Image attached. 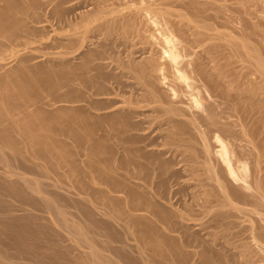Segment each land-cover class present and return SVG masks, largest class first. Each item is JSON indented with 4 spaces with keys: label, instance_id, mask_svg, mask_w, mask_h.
<instances>
[{
    "label": "bare ground",
    "instance_id": "bare-ground-1",
    "mask_svg": "<svg viewBox=\"0 0 264 264\" xmlns=\"http://www.w3.org/2000/svg\"><path fill=\"white\" fill-rule=\"evenodd\" d=\"M49 1L48 3L53 4L51 0ZM67 1H61V3H68ZM71 1H77L76 3L79 5H84L86 10L79 12V14L72 10L73 13L78 14H75L77 15L76 23L72 21L68 23V18L65 19L66 15L70 13L61 14L62 9H58L60 15L56 11L57 20H60V22L65 20L68 27L72 26V32H70L72 34L68 32L69 35H66L67 39L65 37L64 44L60 42L61 47L58 45L60 47V51H57L58 58H60L58 60L66 61V56L71 53V50L74 54L73 49H82L88 41L95 39L93 37L97 33L101 45L100 47L96 45L99 47H97L98 49L102 48L103 51L100 49L97 55L95 51L85 56V59L83 57L85 61L82 67L87 71L88 66L94 65L95 61L99 60L100 63L103 60L109 62L107 67L111 66V71L107 73L103 71V67L105 70L108 69L106 65L99 63L100 65L93 67L96 74L93 80L89 81L88 86L95 87L94 95L96 97L111 94L121 97V100L116 103L112 101L115 103L111 105L114 112L110 116L113 118L110 117V120H108L115 122L112 124H115L117 129L115 127L111 129L112 126L108 128L111 131L116 129L114 131L116 135L114 132H112L114 135L110 132L111 134L108 137L109 141L112 142L108 146L95 144V154L98 157L101 154L102 156H100L105 159L98 158L99 160L103 159L101 162L95 159L98 160L97 166H92V168L91 165L87 164L85 165L87 170L83 168L84 173H82L81 168H79L78 173L77 164H74L75 160L73 161V158L71 160V152L69 154L64 152L62 150L64 147L60 149L59 142L61 141L53 138L54 135L51 136L48 133L49 131L52 133L51 129L55 128L52 127L54 124L49 125L50 130L47 128L49 126H44V129L47 128L48 132L42 130L48 134L41 132V138H39L31 132L32 129L38 130V126L35 129L33 127L29 128L31 125L27 126L29 123L26 124L27 122L24 123L23 121L24 118L28 122L29 118H39L37 120L40 122L47 118V116L44 117L46 115L43 114L44 112L42 114L37 113V108L34 111L36 115L31 111L35 109L33 108L35 104L45 103L46 96L53 98L54 95H51L54 92L52 93V91L60 90L58 88L60 86H57L59 82L56 85L54 84V86H57L55 90L48 89L51 94L46 96L43 95L45 93L41 90L45 84H39L42 86L41 88L38 86L39 89L36 91L38 93L35 94L34 90V92L29 90L31 84H24L30 86L29 88L24 86L26 87L24 88L19 82L17 84V88H19V91H16L17 94L15 92L13 96L11 92L9 93V96L14 97V101L12 97L7 98L8 94L5 95L6 97L3 96V99L0 98V264H194L192 260L194 251L192 250L193 252L190 253L191 251L188 252L187 250L197 249L198 246H204V249L207 247L211 250V247H216L215 244L219 243L217 242L219 240L224 241L225 248L229 247L227 249L230 251L227 253L229 254L232 251L234 256L231 255L230 258L227 255H220L219 252L224 248L221 247L223 246L221 244V249H218L220 248L218 247L219 243L218 248H216L220 250L218 254L212 252L217 255L216 257L213 254L212 257L210 252L207 255H211V259L205 260L204 256L206 255L201 253L204 255L201 257L207 261L205 264H231L230 262L234 264L237 259H240L239 262L243 264L251 263V259H255L254 256H257L254 253L255 255L251 258L252 255L249 254L251 252L249 249L253 247L251 245L255 243L261 247L260 250L264 251V231L262 232V228L264 230V224H262V222L264 223V174L262 173L264 171V147L262 145L264 142L262 133L264 131H259V125L255 126L260 121L259 119V121L256 119L258 122H255V120L249 122L250 118H262L261 124L264 121V45H262L264 29L259 28V30L258 27L260 26L256 25V27L254 22L250 21L253 25L250 23H248L250 24L248 27L245 25L248 28L247 31H249L248 35L250 37L244 36L247 31L244 32L245 34L242 33L243 31L241 32L240 29L245 31L244 26L237 28L236 24L234 26L240 32L233 30L235 27L232 29L229 26L227 17L225 18L227 21L223 20L225 16L221 17L225 11L226 13L227 10L230 12L228 6L225 5V0ZM228 1L233 4L234 9L230 7L231 10H235L236 14L244 15L245 10H249L246 9L248 5L258 0ZM0 4L3 5H0V69L2 70L6 59L16 54L12 53L14 48H34L35 44L39 45L37 42H47V40H51L52 36L51 38L47 36L46 28V31L42 29L46 32L43 33L44 31L30 25L35 22L41 24L37 17L40 14L37 13L39 11L43 12V9L46 8L47 4L45 5L44 0H0ZM60 4H58V7ZM233 11L232 13H234ZM51 12L52 10H50L49 15ZM251 13H254V11ZM42 14L44 16V12L41 13V16ZM239 14L238 16L243 17ZM257 14L255 15L257 16ZM41 16L39 18L43 17ZM254 17L252 18L255 19ZM262 19H259L258 16V21ZM249 20L248 18V22ZM63 23L65 24V22ZM243 23L247 24L244 20ZM54 26H56L55 22ZM229 27L230 31H221L226 28L229 30ZM257 35L261 38H257L260 39L259 48L249 42L252 36L256 37ZM38 38L39 40H37ZM254 39L256 38L250 41ZM95 40L98 41L97 38ZM256 40L253 42L256 43ZM257 43H259V40H257ZM49 46L51 45L49 44ZM118 46L124 48L130 46V51L125 53L126 55L123 57L124 60L118 54L116 55L118 53L116 47ZM113 49L117 50L115 54H113ZM110 51L112 52L110 53ZM111 55L116 56L112 57ZM19 58L23 57L19 56ZM62 61L60 62L62 63ZM92 61L94 63H91ZM21 63L24 64V62ZM67 65L63 64L65 68H68ZM26 66L22 65L23 68L21 67L20 70L16 71L18 74H25L21 77L24 79L21 80L26 82L32 80L33 75L38 74V72H47L41 75H43L42 77L46 75L50 80L59 77L60 72L56 77L53 75L56 74V71H53V73V69H51L49 72L42 66L40 68L38 66L39 69L35 68L38 69V72L33 71L34 69L31 67L33 73L30 74V70ZM62 69L64 70V68ZM70 71L68 70V72ZM89 71H91V68H89ZM70 74L68 76L71 77L72 74ZM60 75V78H67V76ZM253 75L256 79L253 78ZM40 78L37 80L38 82ZM47 78L46 80H48ZM84 78L86 80V77ZM14 79L15 82L19 80L15 76ZM85 80L82 79L83 84L84 82L87 84L88 81ZM8 81L11 82L7 76L0 79L1 87L2 84L7 86ZM35 81L34 84L37 82ZM70 81L68 82L70 83ZM73 82L71 81V84ZM108 84L111 85V88ZM4 86L3 89L0 87L3 93ZM9 86L12 87L13 85L7 87ZM47 87L45 88L47 89ZM8 90L7 92H9ZM2 91H0V97ZM59 92L58 94H60ZM68 92V95L71 96L70 91ZM71 93L73 92L71 91ZM55 96V99L51 101L52 103H69L66 95H58L57 98ZM5 98L7 100L12 99V101H7ZM209 99H213L214 102L209 103ZM70 102L72 103L71 100ZM95 103L97 104V101ZM96 104L90 105L92 106L91 109L95 108L93 106H96ZM105 106L107 107V105ZM95 109L98 110V107ZM77 110L79 111V108H76ZM70 111H68V114ZM63 112L62 110L60 114ZM51 113L49 114L51 115ZM80 113H76V115L79 116ZM39 114L43 115L44 118L42 119ZM54 114L52 115L54 116ZM86 115H90L91 118L89 112L85 114V117ZM56 117L60 118V116H54V119ZM226 117L227 119H235L237 123L235 124L233 120L235 124L233 125L239 126L240 129H237L236 132L233 131V125H230L227 119L224 121ZM73 118L75 119V117ZM221 120L224 122H221ZM53 121L55 122V120ZM53 121L49 122L52 123ZM64 121L68 122V119ZM79 121H82V119ZM79 121L77 120V123ZM34 122L35 125L44 123L40 126V128H43L46 121L38 124ZM56 122L58 123V121ZM86 122L84 124H87ZM101 122L99 125L104 124L103 121ZM57 123H55L56 126ZM73 124L75 123L71 124V128H73ZM79 125L81 126L80 123ZM59 127L64 129L60 124ZM97 127L98 125L94 129H97ZM40 128L39 130H41ZM88 128L87 132H89ZM79 129L80 132L81 128L79 127ZM39 130L35 131L40 134ZM60 131L63 130L60 129ZM73 131L70 130V132ZM151 131L153 133L157 131L158 141L155 138L154 141L150 140L149 142L151 137L148 134ZM59 134L57 135L59 136ZM125 134H127L125 141L121 140ZM42 135H50L53 139L51 141L50 136L47 138V136L43 137ZM71 135L77 136L74 133ZM120 135L122 138L119 137ZM105 137L101 140H105ZM116 137L118 140H116ZM58 138L60 139V137ZM76 139L78 140V138ZM114 139L116 142L121 141L123 144L126 143L132 147L134 145V147L130 148L127 145L129 149L125 146L122 148L121 143L113 142ZM228 139L231 142L228 143ZM54 140H58V142ZM238 142H245L247 145L244 146L247 147L244 148L249 147L250 149H247L249 152L243 150L246 153L243 154L242 151H239L244 149L243 146L237 150L236 144ZM65 144L63 142L62 145ZM214 144L218 145V149H215ZM67 145L66 148L70 147H67ZM78 145L79 143L77 148ZM59 149L62 151H59ZM122 149L124 150L120 151ZM124 151H127V153ZM61 152L66 153V155ZM121 152L126 154L121 156ZM102 153H105L106 157ZM167 154H170L168 159L164 158ZM244 159L250 161L251 172L247 169L249 161L247 160L248 162L244 163L246 162V160L243 161ZM178 164L185 167L188 178L180 176V171L176 170V172L174 170V167ZM22 166H26V170L27 168L28 170H34L33 172L37 170V173H39H31V170L30 172L26 171ZM47 170L49 173H47ZM247 171L248 174L251 173V181H247L249 180ZM78 174H81V176ZM182 178L185 179L181 181ZM97 183L107 186L110 193L123 195V199L116 196L117 198L108 200L111 201L110 205H114L113 209L112 206H105L104 204H107L105 201L104 204L100 203V199L98 202L95 198L98 194L103 195L104 190L96 193L97 196L95 197L97 191H95L94 185ZM239 183L244 184L252 192L248 191L243 185L248 193L244 194L245 192H243L242 194L240 191L244 188L240 189ZM177 185L178 187L174 189ZM101 195L97 198L103 197ZM60 197H67V200L63 198L62 201ZM104 197L106 198V196ZM68 198L69 202L73 198V200L77 199L78 202H82L84 206L82 203H78L80 204L78 208L83 206L85 209L80 211L83 216H86L87 213L90 218L81 219V216L77 214L80 213L78 208L76 209L78 212L74 214L75 211L74 216L71 215L72 212L69 213V210H67L69 207L65 204ZM116 199H119L118 203L120 204L115 203L117 202ZM77 200L73 201L72 204L77 206ZM74 205H72L73 208H76ZM119 205L122 209L119 208ZM244 206L249 207L247 209ZM241 215L243 217H240ZM246 215L250 216V220L246 217L250 222L249 228H246L249 229L252 240L248 236L246 238L249 239H247L249 241L247 242L248 245L250 241L254 242L253 244L250 243L251 247H248L244 243L245 241H238V239L239 243L242 242L247 246L242 243L236 244V239L234 238L235 241L232 239L234 236L230 237L232 241L229 238V230L231 232L236 230L237 232L242 229L238 228L237 220L239 218L246 219L244 218ZM251 215L260 218V221L257 222H261L263 227L261 225V228L257 227L259 225L255 226L252 223L255 217ZM18 216V221L21 220V224L23 221L24 224L22 225L25 229H22L23 226L21 227L19 224L18 227H21L19 228L21 230H19L16 227L18 223L16 222V225L13 223ZM252 217L254 218L251 222ZM248 221H244V223L247 224ZM254 221L256 222V220ZM103 226L104 229L111 230V233L108 229L106 230L110 233H107L108 236L106 234L103 236L104 233L102 232L105 231ZM243 230L246 229L243 227L240 232ZM231 235H234V233H231ZM235 235L238 236V234ZM97 240L108 249L98 247ZM101 249H106L104 252L109 254L105 255ZM201 250L203 251L202 248ZM205 251L208 253L207 249ZM263 256L261 254L259 258ZM198 259L199 257L196 258V261ZM231 259H234V261ZM255 260L257 261V259ZM263 261L261 262L263 263ZM239 262L237 260V264Z\"/></svg>",
    "mask_w": 264,
    "mask_h": 264
},
{
    "label": "rangeland",
    "instance_id": "rangeland-1",
    "mask_svg": "<svg viewBox=\"0 0 264 264\" xmlns=\"http://www.w3.org/2000/svg\"><path fill=\"white\" fill-rule=\"evenodd\" d=\"M44 1H45V5H46V4H47V6L50 5V6H48V8H47V6H46L47 9H46V8L43 9L44 16H43V14H42V16L44 17V19H43V17L41 16V13H43V12H40V11H39L37 14H40V15H37V17H38V19H39V21H40L41 24H39V23L37 22V24H38V25H37L36 22H35V23H33V24H30V25L33 26L34 28L38 29V30H41V31H44L45 28H46L47 31H46V30H45V31H46L47 33H46L45 31H44L43 33H46L47 36H50V38H51V36H52V38H51L52 41H51V40H49V41L47 40V42H46V41H43L42 43H41V42H37V44H39V45H36V44H35L36 47L34 46V48L32 47V48H30V49H25V48H23V47H19V48H14V49L12 50V53H14V54L16 53V54H15V55H11V56H9V57L6 59V61L4 62V69H2V70L0 69V79L4 78V77H6V76L9 77V80H10L11 82L8 81L7 84H8V85H13V86H12V87H11V86L7 87L8 85H7V86H6V85L4 86V85L2 84V87L4 86V93H3L2 90H0V91H2V93H1L2 96H1L0 98H2L3 96L6 97V96H5L6 94H8L7 98H8V97L11 98L12 96H9V93H10V92H11V93L13 94V96H14V95H15V92L19 89V88H17V84H19V82H21L20 84L23 85V87H24V86L28 87V85L31 84V89L29 88L30 86H29L28 88H29L30 91H33V90H34L35 92H34V91H33V92H34L35 94L38 93V92H36V91H38L37 89L41 88V86L45 84L44 86H42V89H41L42 91H44L43 93H45V94L41 93V94H43L44 96H46L47 94H49V95L51 94V92L49 93V90H50V89H51V90H55V88H57V86H60V87H58V88H60V90H59L60 92L57 91L58 89H56L55 91H52V93L54 92V94H52L51 96H53V95L55 96V95H56L55 97L57 98L58 95H59V96H61V95H66V96L68 97V101H69L70 104L67 103V102H66L67 104H66L65 102H62V103L59 102V103L54 104V103L51 102L53 99H55L54 96H53V98H51V97H49V96H46V101H47V102H46L45 100H44V102L47 103L48 105H46L45 103H43L44 105H43L42 103H40L41 105H40V104H39V105H36V104H35V106L33 107V108H35V109H32L33 111H31V112L34 113V111H35L36 108H37V109H38V110L36 111L37 113H41V114H42V112H44L43 114H46V115H44V117L47 116V118H44L43 115L39 114L40 117L42 116V119L44 118V120H41L40 122H42V121H43V122L46 121V122H45V125H43V128H40V126H41L42 124H44V123H42L41 125L38 124V123H40V122L38 121L39 118H34V119L29 118L30 120H33V121H30V120H29V122H28V121H25L26 118H24L25 120H23V121H24V123L27 122L26 124L29 123L27 126H30V125H31L29 128L33 127V128L35 129V127L37 128V126H38V130H39V128L41 129V130H39V131H40V134L36 132V131H38L37 129H35L36 131L33 130V129H32V131H31V129H30V131H31L32 133H35V134H34L35 137H39V138H41V132H43V134H48V133H50L51 136L54 135L55 137L53 136V138H55V139L57 138L59 141H61V142H59L60 145H61V146H60V149H61V147H64V148H62V150H64V152H66V153H68V154L71 152V153H70V156H72V157H71V160H72V158H73V161L75 160V161H74V164L76 163V164H77L76 167H78V168H76L75 165H73V166L78 170V173H79V171H80L79 168H81V172L84 173V172L82 171V169H83V168H86V170H87V166L85 167V165L88 164V165H91V167H92V166L95 167V166H97L96 164H98V160H99L98 158H103V159H105L104 157H101V156H102L101 154H100L101 156L99 155V157H98V155L95 154V153H96L95 150H94V149H95V144L98 143L97 145H102V146H104V145H105V146H106V145L108 146L109 144H111L112 141H109V137H108V136H110V134H111L112 132H114V131L117 129V128H116L117 126H116L115 124H112V123H115V122L108 121V120H110L109 118L112 117V116H110V115L114 112V110H113V108L111 107V105H112V104H115L116 102H118L119 100H121V97H116V96H114L113 94H111V95H99L98 97H96V95H94V93H95V87L88 86L89 81H90V80H93V78H94V76H95V74H96V72H95L96 70H94V68H95L94 66H96V65L98 66V65H100V64H101V65L103 64V65H106V67H107V65H108V63H109L108 61H104V60L101 61V63H100V61L98 60L99 62H98V61H95V63H96V64H95V63L92 61L91 63H94V65L92 64V65H89V66H88V70H89V68H91V71H89V72H88V70L86 71V70L83 69V67H82V65L84 64V61H85L84 59L86 58L85 56H87L88 54H90V53H92V52L94 53L95 51H96L95 54L97 55V53H99L100 49L102 50V48L98 49V48L100 47L101 43H100V41L98 40V39H99V36H97V33H96V32H95L96 34L94 35L95 37H93V38H95V39L97 38L98 41H96L95 39H94L95 41L91 39L92 43H91V41H88V42L86 43V45H84L85 48L83 47V48L80 49V50H75L76 48L73 49V50L75 51L74 54H73V51L71 50V53H70L68 56H66V61H64V62H66V63H64L62 60H58V59H60V58H58V55H57L58 52H57V51H60V47H61L59 44H60V42H61L62 44H64L63 42L65 41L64 39H65L66 35H69L68 32H69V33L72 32V29H71L72 26H71V27H70V26L68 27V23L71 22V21L74 22V23H76L75 21H77L76 18H77V15L79 14V12H81V11H85V10H86L85 7H84V5H82V4L79 5L78 3H76L77 1H71V0H68V1L65 0V1H67L68 3H66V2L63 3V2H62V3L65 4V5H63V4L61 3V1H64V0H59V1H58V0H57V1L54 0L55 2L51 0V2H53V4L48 3V2H50L49 0H48V1H47V0H44ZM262 1H263V4H262ZM58 2H59V3H58ZM71 2H72V3H71ZM228 2H229V3H228ZM255 2H256L257 4H256ZM22 3H23V2H22ZM22 3H21V4H22ZM56 3H57V4H56ZM60 3H61V4H60ZM70 3H71V4H70ZM75 3H76V5H75ZM226 3H227V4H230L231 1H228V0L226 1V0H225V5L228 6L229 11H230L231 13L228 12V10H227V13H226V11H225V12L223 13L224 15L222 14L221 17H224V16H225V17L223 18V20H225V21L228 20V22H229V26H230L232 29H233V28L236 26V24H237V26H236L237 28H240V27H243V26H244L245 31H244L243 29H240V30H241V32L243 31L242 33H244V32L246 33V31L248 30V28H246L245 25H246L247 27H248V25H250V24L253 25V23H250V21H251V22H254V26H256V25H257V26H260V27H258V29H259V28H260V29H264V24H263V23H264V19H262V18H264V0L254 1V2H252L251 4H249L248 7H247L246 9H249L250 11H249V10H245L246 13L243 12L244 15L238 13L239 15H243V17H242V16H238V14L235 13V12H236L235 10H234V11L231 10V8L234 9L233 6H232L233 4H230V5H231V6H230V5H227ZM232 3H233V2H232ZM58 4H60L59 7H58ZM258 4H259V5H258ZM261 4H262V5H261ZM0 5H1V4H0ZM25 5H26V4H25ZM53 5H54V6H53ZM62 5H63V6H62ZM77 5H78V6H77ZM81 5H82V6H81ZM252 5H253V6H252ZM1 6H3V5H1ZM23 6H24V3H23ZM257 6H258V7H257ZM259 6H260V7H259ZM61 7H62V8H61ZM71 7H72V8H71ZM75 7H76V8H75ZM79 7H80V8H79ZM82 7H83V8H82ZM230 7H231V8H230ZM234 7H235V6H234ZM249 7H250V8H249ZM251 7H252V8H251ZM255 7H257V8H255ZM262 7H263V8H262ZM63 8H64V10H66V11H64ZM65 8H67V9H65ZM73 8H74V9H73ZM55 9H56V10H55ZM58 9H59V10L62 9V10L60 11V12H62L61 14H63V13H70V14H67L66 17H65L66 20H67V18H68V20H67L68 23L63 19V20H64L63 22H65L66 25H65L63 22H60V20H57V18H58V17H57V16H58V15H57V12H58L57 10H58ZM70 9H71V10H70ZM252 9H254V10H252ZM256 9H257V10H256ZM50 10H52V12L50 13V15H51V14H52V15L54 14L53 16L51 15V17H50V15H49ZM69 10H70V11H69ZM72 10H73V11L75 10L78 14H77L76 12L73 13ZM251 10L254 11V13H251V12H252ZM259 10H260V11H259ZM48 11H49V12H48ZM56 11H57V12H56ZM63 11H64V12H63ZM68 11H69V12H68ZM232 11H233L234 13H232ZM60 12H58V14H60ZM55 13H56L57 16H55ZM257 13H258V14H257ZM61 14H60V15H61ZM75 14H77V15H75ZM226 14H227V16H226ZM230 14H231V15H230ZM250 14H251V15H250ZM252 14H253V15H252ZM255 14H257V16H256ZM64 15H65V14H64ZM68 15H69V16H68ZM228 15H229L230 17H229ZM233 15H234V16H233ZM247 15H248V16H247ZM40 16H41L42 18H39ZM54 16H55V17H54ZM231 16H232V18H231ZM244 16H246V17H244ZM254 16H255V17H254ZM258 16H259V19H262V20H259V21H258ZM46 17H47V18H46ZM52 17H53V18H52ZM72 17H73L75 20H74ZM226 17H227V18H226ZM228 17H229V18H228ZM233 17H235V18H233ZM247 17L250 19L249 22H248V18H247ZM250 17H251V18H250ZM252 17H254L255 19H253ZM50 18H51V19H50ZM55 18H56V19H55ZM225 18H226L227 20H226ZM237 18H238V19H237ZM38 19H36V21H38ZM231 19H232V21H231ZM234 19H235L236 21H235ZM239 19H240V20H239ZM41 20H42V22H41ZM44 20H45V21H44ZM237 20H238V21H237ZM243 20H244V22H247V24H244V23H243ZM256 20H257V21H256ZM43 21H44V22H43ZM57 21H59V22H57ZM230 21H231V23H230ZM233 21H234V22H233ZM240 21H242V22H240ZM45 22H47V23H45ZM54 22H55V25H56V26H54ZM238 22H239V23H238ZM255 22H257V23H255ZM58 23H59V24H58ZM240 23H242V24H240ZM248 23H250V24H248ZM34 24H35V25H34ZM57 24H58V25H57ZM238 24H240V25H238ZM258 24H259V25H258ZM60 25H61V26H60ZM234 25H235V26H234ZM261 25H262V27H261ZM63 26H64V27H63ZM232 26H233V27H232ZM257 26H256V27H257ZM60 27L62 28L63 31L61 30ZM66 27H68V28H66ZM230 27H229V30H227V28H226V29H222L221 31H225V30H226V31H230ZM236 27H235V28H236ZM51 28L53 29V31H56V32H53ZM56 28H57V30H56ZM235 28H234L233 30H236V32H240L239 29L237 30V28H236V29H235ZM42 29H44V30H42ZM59 29H60V30H59ZM65 29H66V30H65ZM68 29H70L71 31H69ZM260 29H259V30H260ZM58 30H59V31H58ZM66 31H67V32H66ZM262 31H263V30H262ZM58 32H60V33H58ZM61 32H62V33H61ZM245 33H244V34H245ZM262 33H263V32H262ZM57 34H59V35H57ZM70 34H72V33H70ZM239 34H240V33H239ZM248 34H249V31H247L246 35H244V36H249ZM263 34H264V33H263ZM64 35H65V36H64ZM259 35H260V34H259ZM257 36H258V35H257ZM257 36H256V37H255V36H252V37L250 38V40H252L253 38H256V39H257V38H260V36H258V37H257ZM54 37H56V38H54ZM249 37H250V36H249ZM249 37H248V38H249ZM60 38H61V39H60ZM55 39H56V41H55ZM66 39H67V37H66ZM256 39H254V40H256ZM260 39H261V38H260ZM260 39H257V40H259V43H257V40L255 41L256 43L253 42L254 40H253V41H250V40H249V42H250V43L252 42V44H253L254 46H257V47L259 48V46H260ZM37 40H39V38H38ZM58 40H59V41H58ZM57 41H58V43H57ZM93 41H94V42H93ZM51 42H52L53 44H52ZM262 42H263V44H262V43H261V44L264 45V41H262ZM40 43H41L43 46H42ZM55 43H56V44H55ZM90 43L92 44V46H90V45H91ZM49 44H50L51 46H49ZM62 44H61V45H62ZM96 44H97L99 47H98ZM258 44H259V46H258ZM40 45H41V46H40ZM44 45H45V46H44ZM53 45H54V46H53ZM58 45H59L60 47H59ZM262 45H261V46H262ZM39 46H40V47H39ZM46 46H47V47H46ZM62 46H63V45H62ZM57 47H58V48H57ZM97 47H98V48H97ZM122 47H123V46H122ZM122 47H121V46L116 47V48L118 49V51L116 50L118 53H116V51L114 50V49H116L115 47H114V49H113V50L115 51V52L113 51V54H115V53H116V55L118 54V56H119L121 59H123V57H125V55H126L125 53H128V51H130V46H129V47L127 46L126 48H124V47L122 48ZM35 48H36V50H35ZM55 48H56V49H55ZM92 48H95L96 50H95V49H92ZM128 48H129V49H128ZM131 48H132V47H131ZM122 49H123V50L126 49V50L123 51ZM91 50H92V51H91ZM97 50H98V52H97ZM16 51H19V52H16ZM77 51H78V52H77ZM90 51H91V52H90ZM102 51H103V50H102ZM121 51H122V54H121ZM125 51H127V52H125ZM87 52H89V53H87ZM111 52H112V51H110V53H111ZM108 53H109V52H108ZM110 53H109V54H110ZM119 53H120V54H119ZM72 54H73V55H72ZM123 54H124V55H123ZM70 55H71V56H70ZM96 55H95V56H96ZM116 55H111V56L113 57V56H116ZM138 55H140V54H138ZM19 56H20V57L22 56L23 58H19ZM83 57H84V59H83ZM67 58H68V59H67ZM95 58H96V57H95ZM124 59H125V58H124ZM124 59H123V60H124ZM25 60H26V61H25ZM60 61H62V63H61ZM67 61H68V62H67ZM21 62H24V64L21 63ZM81 63H82V64H81ZM99 63H100V64H99ZM63 64H64V65L68 64V65H67L68 68H65V66H63ZM22 65H24V67L27 65L26 67L29 68V70H30V74L33 73L31 70L34 69L33 71L38 72V69L40 68V66H42V67L45 68V70H47V71H49V72L51 71V69H53L52 72H53V71H54V72L56 71V74L53 72V73H54L53 75H55V76L60 72V73L58 74L59 77H58V78H54V77H53L54 79H51V80H50V79H48V78L46 77V75H45L44 77H42L43 75H41V74H43V73H45V72H43V73H42V72H41V73L38 72V74L40 73V75H38V74H34L32 80H30L29 82H26V81H24V80H21V79H24V78H21V77H23L25 74H23V73H22V74H18V73L16 72L17 70H20V69H21ZM19 66H20V67H19ZM36 66H37V67H36ZM38 66H39V68H38ZM47 66H48V67H47ZM31 67H32L33 69H31ZM49 67H50V68H49ZM51 67H52V68H51ZM69 67H70L71 69H70ZM93 67H94V68H93ZM16 68H18V69H16ZM19 68H20V69H19ZM22 68H23V67H22ZM35 68H38V69H35ZM62 68H64V70H63ZM80 68H82V69H80ZM92 68H93V70H92ZM107 68H108V69H107ZM107 68H106L107 70H105V68L103 67V71L106 72V73L111 71V66H108ZM14 69H15V70H14ZM8 70H10L11 73H10V71H8ZM62 70H63V71H62ZM68 70H69V71L71 70V71L68 72ZM5 71H6V72H5ZM85 71H86V72H85ZM4 72H5V73H4ZM8 72H9V73H8ZM61 72H62V73H61ZM14 73H15V74H14ZM46 73H47V72H46ZM46 73H45V74H46ZM70 73L73 75V77H72V75H71ZM10 74H12V75H10ZM60 74H62V75H64V76H67L68 79L65 78L64 76H63L64 79H63V78H60V76H61ZM69 74L71 75L72 79H71L70 76H68ZM13 75H14L17 79H19V80L15 82V79H14V76H13ZM35 75H37V76H35ZM58 75H57V76H58ZM57 76H56V77H57ZM38 77H39V78L41 77L39 82L37 81V80H39ZM45 77H46L48 80H46ZM84 77H86V80H85ZM35 78H36V79H35ZM37 78H38V79H37ZM42 78H43V79H42ZM44 78H45V79H44ZM253 78H254V75H253ZM55 79H56V80H55ZM57 79H58V80H57ZM65 79H66V80H65ZM82 79H84L85 81H88L87 84H86V82H84V84H85V85H84L83 82H82ZM254 79H256V77H255ZM34 80H36V81L38 82V83H37V82L35 81V82H36L35 84H37V85L34 84ZM41 80H42V82H41ZM54 80H55L56 82H55ZM67 80H68V81L71 80L72 82H73V81H74V82L71 84V81H70V83H69ZM13 81H14V82H13ZM53 81H54V82H53ZM58 82H59L60 84H59ZM2 83H4V82H2ZM26 83H28V85H24V84H26ZM57 83H58V84H57ZM61 83H62V85H63V86H62L63 88L61 87ZM67 83H68V84H67ZM39 84H42V85L40 86ZM54 84H55V85L57 84V86H54ZM14 85H16V86H14ZM108 85H109V84H108ZM108 85H107V86H108ZM38 86H39V88H38ZM47 86H48V87H47ZM49 86H50V87H49ZM0 87H1V85H0ZM2 87H1V89H3ZM6 87H7V88H6ZM14 87H16V88H14ZM26 87H24V88H26ZM32 87H34V88H32ZM35 87H36V88H35ZM45 87H47V89H46ZM109 87L111 88V85H109ZM13 88H14V89H13ZM53 88H54V89H53ZM110 88H108V89H110ZM6 89H7V90L9 89V90H8L9 92H7ZM12 89H13L14 91H13ZM48 89H49V90H48ZM11 90H12V91H11ZM41 90H40V92H41ZM47 90H48V91H47ZM110 90H111V89H110ZM5 91H6V92H5ZM18 91H19V90H18ZM18 91H17V92H18ZM30 91H29V93H31ZM68 91H70L71 96L68 95V93H69ZM71 91H72L73 93H71ZM17 92H16V94H17ZM33 92H32V93H33ZM47 92H48V93H47ZM55 92H57V94H55ZM58 92H59L61 95L58 94ZM63 92H64L65 94H64ZM74 92H75V93H74ZM62 93H63V94H62ZM12 94H11V95H12ZM31 95H34V94H31ZM76 96H77V97H76ZM4 97H3V98H4ZM48 97H49L50 99H49ZM115 97H116V98H115ZM3 98H2V99H3ZM7 98H5V99L7 100ZM12 98H13V101H14V97H12ZM47 98H48V99H47ZM9 100H10V99H8L7 101H9ZM48 100H49L50 102H49ZM70 100L72 101V103L70 102ZM103 100H105V101H103ZM107 100H108V101H107ZM207 100H208V99H207ZM211 100H212V101H211ZM10 101H12V99H11ZM96 101H97V104L95 103ZM102 101H103V102H102ZM112 101L115 102V103H113ZM210 101H211V102H210ZM101 102H102V103H101ZM104 102H105V103H104ZM208 102L212 104V103L214 102V100H213V99H209ZM98 103H100V104H98ZM103 103H104V104H103ZM107 103H108V104H107ZM109 103H110V104H109ZM53 104H54V105H53ZM95 104H96V106H93V107H95V108L98 107V110H96L95 108L91 109L92 106H90V105H95ZM45 105H46L47 107H46ZM52 105H53V106H52ZM103 105H104V106H103ZM105 105H107L108 108H107ZM38 106H39V107H38ZM49 106H50V107H49ZM51 106H52V107H51ZM101 106H102V107H101ZM56 107L58 108V110H57ZM59 107H60V108H59ZM73 107H74V108H73ZM62 108H63V109H62ZM76 108H77V109L79 108V111L81 110V111H80L81 113H80L78 110L76 111ZM99 108H100V109H99ZM101 108H102V109H101ZM106 108H107V109H106ZM42 109H43V110H42ZM54 109H55V110H54ZM60 109H61V111H60ZM94 109H95V110H94ZM40 110H41V112H39ZM44 110H45V111H44ZM52 110H53V111H52ZM62 110L64 111V112H63L64 114H63V113L60 114V112H62ZM65 110H66V111H65ZM70 110H71V111H70ZM72 110H74L75 112L72 111ZM100 110H101V111H100ZM68 111H70L69 114H68ZM36 112H35V113H36ZM51 112H52V113H51ZM54 112H55V114H54ZM65 112H66V114H65ZM82 112H84V113H82ZM88 112H89V114H91V118H90V115H89V116L86 115V117H85V114H88ZM35 113H34V114H35ZM49 113H51V115L54 114V116H60V118H59V117H58V118L56 117V118H57V120H56V118L54 119V116H53V115L51 116ZM57 113H58V114H57ZM74 113H75V114H74ZM76 113H78V114L80 113V115L77 116L78 114L76 115ZM56 114H57V115H56ZM59 114H60V115H59ZM72 114H73L74 116H73ZM106 114H107V115H106ZM35 115H36V114H35ZM49 115H50V117H49ZM62 115H63L64 117H63ZM67 115H68V118H67ZM75 115H76V116H75ZM83 115H84V116H83ZM105 115H106L107 117H106ZM108 115H109V116H108ZM69 116H70V117H69ZM71 116H72V117H71ZM87 116H88V117H87ZM102 116H104V117H102ZM51 117H52V118H51ZM73 117H75V119H74ZM80 117H81V118H80ZM83 117H85V118H83ZM61 118H63V119H61ZM65 118L68 119V122H67V121H64V120H66ZM72 118H73V119H72ZM78 118H80V119H78ZM87 118H89V119L87 120ZM97 118H98V119H97ZM99 118H100V120H99ZM101 118H102V119H101ZM104 118H105V119H104ZM107 118H108V119H107ZM112 118H113V117H112ZM37 119H38V120H37ZM40 119H41V118H40ZM51 119H52V120H51ZM81 119H82V121H83L84 119H86V120L83 121V122H82V121H79V120H81ZM103 119H104V120H103ZM222 119H223V118H222ZM226 119H227V117L224 118V121H225ZM256 119H257V120L259 119V120L261 121L262 118H261V119H260V118H254V119H253V118H250V119H249V122H253L254 120H255V122H258L259 120L256 121ZM27 120H28V119H27ZM36 120H37L38 122H37ZM53 120H55V122H54ZM59 120H60L61 122L64 121V122H63L64 125L61 124V122H60ZM71 120H72V121H71ZM75 120H76V121H75ZM77 120L79 121L78 123H77ZM90 120H91V122H90ZM96 120H97V121H96ZM106 120H107V121H106ZM227 120H228V123H229L230 125H233V124H234L233 120L235 121V124L237 123L235 119H227ZM34 121H35V122H34ZM49 121H53V122L51 123V122H49ZM56 121H58V123H57ZM86 121H87V122H86ZM88 121H89L90 123H89ZM101 121H103V123H104V124H101V125H104L105 127L99 125L100 123H102ZM105 121H106L107 123H106ZM224 121L221 120V122H224ZM231 121H232L233 123H232ZM260 121L258 122L259 124L256 123L257 125H255V126L257 127V126L259 125V127H260V128L258 127L259 131H260V132H261V131L263 132V131H264V121H263L262 124L260 123ZM31 122H32V124H31ZM33 122H34V123H37L38 125L33 124ZM66 122H67V123H66ZM69 122H70V123H69ZM85 122H86L87 124H84ZM92 122H93V123H92ZM226 122H227V121H226ZM255 122H254V123H255ZM261 122H262V121H261ZM24 123H23V124H24ZM49 123H51V124H49ZM55 123H57V126H56ZM65 123H66L68 126H67ZM72 123H75V124L72 125L73 128H71V124H72ZM79 123L81 124V126L79 125ZM109 123H111V124H109ZM119 123H120V121H119ZM119 123H117V124H119ZM228 123H227V124H228ZM254 123H253V124H254ZM26 124H24V125H26ZM46 124H48V125H46ZM53 124H54V125H53ZM59 124L62 125V127H64V129L61 128V127H59ZM76 124H77L78 126H77ZM90 124H91V125H90ZM92 124H94V125H92ZM106 124H108V125H106ZM235 124H234V125H235ZM49 125H50V126L53 125L52 127H55V128H53V129H51V130H52V133H51V131L48 132V130H46L47 128H48V129L50 128ZM65 125L67 126L68 129L66 128ZM74 125H75V127H74ZM84 125H86L87 127L84 126ZM88 125H89L90 127H92V128H93L94 126H95L94 128H96L97 125H98V127H97V129H94V128H93V129L95 130V131H94L92 128H91V129H90V127L88 128ZM113 125H115V126H113ZM234 125L232 126V129H233V131L236 132L237 129L239 130L240 128H239V126H234ZM44 126H49V127H47L46 129H44V128H45ZM111 126H112V127H111ZM262 126H263V127H262ZM79 127L81 128V131H80V132H79V130H80ZM101 127H103L104 129H102ZM108 127H109V128L111 127V129H114L113 127H115L116 129L113 130V131H111V129H109ZM233 127H235L236 129H234ZM56 128H57V130H56ZM59 128H60L61 130H63V131H60ZM65 128H66V131L64 132ZM69 128H70V129H69ZM82 128H83V129H82ZM87 128H88V131H89V132H87ZM106 128H108V129H106ZM262 128H263V129H262ZM42 129L46 130L48 133H47L46 131L44 132V130H42ZM84 129H85V130H84ZM99 129L102 130V131H104V132L100 131ZM153 129H154V128H153ZM261 129H262V130H261ZM49 130H50V129H49ZM70 130H71V131L74 130V131H73V132H70ZM98 130H99V131H98ZM54 131H55V132H54ZM75 131H76V133H75ZM91 131H94V132H96V133H94V132L90 133ZM107 131H108V133L106 134ZM67 132H68V134H67ZM69 132H70V135H71L72 133H74V134L77 135V136H76V137H75L74 135H71V136H70V135H69ZM110 132H111V133H110ZM54 133H55L56 135H55ZM59 133H60V134H59ZM82 133H83V134H82ZM93 133H94V134H93ZM101 133H102V134H101ZM103 133H104V134H103ZM114 133H115V132H114ZM114 133H112V134L114 135ZM150 133H151L152 135H151ZM37 134H39V136H37ZM57 134H59V136H58ZM63 134H66V135H63ZM91 134L93 135V137H92ZM100 134L102 135V137H101ZM108 134H109V135H108ZM262 134H263V135H262ZM262 134H261V135H262V137H263V136H264V132H263ZM50 135H46L47 138H48ZM68 135H69L70 138L67 137ZM79 135H80V136H79ZM87 135H88V136H87ZM89 135H91V136H89ZM115 135H116V133H115ZM126 135H127V134L123 135V137H124L123 139H121V138H122L121 135H120L119 137H121V138H120L121 140H124V139H126V138H125ZM148 135H149V137H151V138H149V142H150V140H153V139H155V138H156L155 140L158 141V140H157V139H158V137H157V131H154V133L151 131V132H149ZM42 136H43V137H46V136H44V135H42ZM51 136H50L49 139H51V141H52L53 138H51ZM63 136H64V137H63ZM72 136H74L75 138L73 137V138H74V139H73ZM105 136H106V137H105ZM58 137H60V139H59ZM62 137H63V138H62ZM66 137H67V140L65 139ZM86 137H87V139H86ZM104 137H105V140L108 141V142L106 141L108 144H107L106 142H103V141H105V140H101V139H103ZM119 137H118V138H119ZM126 137H127V136H126ZM39 138H37V139H39ZM68 138H69L70 141L68 140ZM71 138H72V142H71ZM76 138H78V140H77ZM80 138H82V139H80ZM63 139H64V140H63ZM79 139H80V140H79ZM84 139H85V140H84ZM88 139H89V140H88ZM93 139H94V140H93ZM95 139H96V140H95ZM120 139H119V140H120ZM58 140H57V141L54 140V141L58 142ZM76 140H77V141H76ZM91 140H92L93 142H92ZM98 140H99V142H98ZM116 140H118L117 137H116ZM226 140H227V139H226ZM75 141H76V142H75ZM79 141H80V142L82 141V143H80ZM85 141H86V142H85ZM88 141H89V142H88ZM94 141H95V142H94ZM124 141H125V140H124ZM153 141H154V140H153ZM156 141H155V142H156ZM224 141H225V138H224ZM63 142H64V144H65V143H66V144H65V145H62ZM90 142H91V144H90ZM102 142H103V143H106V144H103ZM113 142L118 143L119 141L116 142L115 139H114ZM151 142H152V141H151ZM225 142H226V141H225ZM227 142L229 143V142H231V141H229V139H228ZM54 143H55V142H54ZM61 143H62V144H61ZM73 143H75V144H73ZM78 143H79L78 148H80V149L83 148L82 150H80V149L78 150V148H77V144H78ZM83 143H84V144H83ZM88 143H89V144H88ZM99 143H100V144H99ZM120 143H121V141H120L118 144H120ZM236 143H237V142H236ZM243 143H244V144H243ZM243 143H239V142H238V144H236L237 150H238L239 147H242V146H243V148H244V147H247V146H244V145H247V144H246L245 142H243ZM57 144H58V143H57ZM67 144H68V145H67ZM69 144H70V145H69ZM92 144H93L94 146H93ZM121 144H122V146H121V145H120V146H121L122 148H124L123 146L127 147L128 149H129L128 146H130V148H133V147H134V145H133V147H132L131 145L126 144V143H124V144L121 143ZM230 144H231V143H230ZM66 145H67V147H68V146H70V147L66 148V147H65ZM82 145H83V146H82ZM127 145H128V146H127ZM262 145H263V147H264V142L262 143ZM79 146H80V147H79ZM87 146H88V147H87ZM213 146L216 147L215 149H218V148H217V147H218L217 144H214ZM81 147H82V148H81ZM85 147H86V148H85ZM71 148H73V149L71 150ZM127 148H125V149L127 150ZM60 149H59V151H62V150H60ZM67 149H69V150H67ZM76 149H77V150H76ZM87 149H89V150L86 151ZM90 149L92 150L91 152H90ZM119 149H121V148L119 147ZM247 149L249 150L250 148L248 147V148H246V149H245V148H244V149H240L239 151H242L243 154H244L245 152L248 151ZM83 150H84V151H83ZM93 150H94V151H93ZM123 150H124V149H122V150H120V151H123ZM243 150H245V152H244ZM246 150H247V151H246ZM72 151H74V152L72 153ZM64 152H63V153H64ZM77 152H78V153H77ZM80 152H81V153H80ZM87 152H88V153H87ZM89 152H90V154H91L92 156L89 154ZM92 152H94V153L92 154ZM124 152L127 153V151H124ZM124 152H123V154H122V152H121L120 155H121V156H122V155L124 156V155L126 154V153L124 154ZM248 152H249V151H248ZM248 152H247V153H248ZM61 153H62V152H61ZM63 153H62V154H63ZM66 153H64V154L66 155ZM74 153H75V154H74ZM68 154H67V155H68ZM78 154H79V155H78ZM82 154H83V155H82ZM102 154L105 155V157H106V154H105V153H102ZM245 154H246V153H245ZM81 155H82V156H81ZM87 155H88L89 157H88ZM120 155H119V157H120ZM95 156H96V157H95ZM168 156H169V157H168ZM87 157H88V158H87ZM93 157H94V158H93ZM86 158H87V160H86ZM91 158H93V159H91ZM117 158H118V156H117ZM120 158H122V157H120ZM164 158H167V159L170 158V154L165 155ZM245 158H246V156H245ZM89 159L92 160V161H90ZM95 159H98V160H95ZM103 159H101V160H103ZM101 160H99V162H101ZM245 160H246V159H244L243 161H245ZM247 160H248V159H247ZM247 160H246V162H244V163H247V162L249 161V160H248V161H247ZM95 161H97V162H95ZM88 162H89V163H88ZM94 162H95V163H94ZM248 164H249V165H248ZM178 165H179V166H178ZM178 165H176L177 167H176V166L174 167V170H175V171H176V170L180 171V173H181L180 176L185 177V176L188 174V173L186 174V172H185V169H184L185 167H183L182 164H181V165L178 164ZM247 165H248V168H247V169H249L248 171H250V170H251L250 161H249V163H247ZM22 167L25 168L26 166H22ZM93 167H92V168H93ZM180 167H181V168H180ZM249 167H250V168H249ZM182 168H183V169H182ZM263 169H264V168H263ZM24 170H26V168H25ZM30 170H31V173L34 171V170L32 171V169H29V170H28V168H27L26 171H29V172H30ZM84 170H85V169H84ZM181 170H182V171H181ZM248 171H247V174H248ZM43 172H45V171H43ZM81 172H80V173H81ZM176 172H177V171H176ZM183 172H184V173H183ZM250 172H251V171H250ZM33 173L38 174L39 172L37 173V170H36V171L33 172ZM47 173H49L48 170H47ZM262 173L264 174V171H263ZM184 174H185V175H184ZM78 175L81 176V174H78ZM250 175H251V173L248 174L249 180H247V181H251V180H250V178H251ZM82 176H84V174H82ZM53 178H54V176H53ZM80 178H81V177H80ZM186 178H188V176H186ZM189 178H190V177H189ZM184 179H185V178H182L181 181L184 180ZM65 181L69 182L68 180H65ZM65 181H64V182H65ZM67 182H66V183H67ZM67 184H69V183H67ZM238 185H240V189H242V187H243L244 184L239 183ZM68 187H69V186H68ZM176 187H178V185L175 186L174 189H176ZM244 187H245V185H244ZM244 187H243V188H244ZM94 188H95V191H97V192H95V197L97 196L96 193H99L100 191L102 192V191L104 190L105 193L103 192V193H102L103 195L98 194V196H100V195L103 196V197L106 196V198L104 197L105 199H104L103 197H101L102 200L104 199L103 202H102V200H101L100 197L97 198L98 196H97L96 198H95V197H94V198L97 199V201L100 199V200H99L100 203H103V204H104V201H105V202L107 203V204H104L105 206H108V207H111V206H112V205H110L111 201H108V200H112V199L117 198V197H118V198L120 197V198L123 199V195H120V194L118 195V194L110 193L109 188H108L107 186H105V185H101V184L97 183V184L94 185ZM238 188H239V187H238ZM245 188H246V187H245ZM245 188H244V190L242 189V191H240V192H242V194H243V192H245L244 194H246V192L248 193V191L252 192L250 189L248 190V188H246V189L248 190V191H247ZM240 189H239V190H240ZM250 192H249V193H250ZM247 195H248V194H247ZM247 195H246V196H247ZM250 195H251V194H250ZM116 196H117V197H116ZM72 197H73V196H72ZM74 197H75V196H74ZM109 197H110V199H109ZM63 198H64V197H62V198L60 197V199H62V201H63ZM120 198H119V199H120ZM64 199L67 200V197H65ZM73 199H74V198H73ZM73 199H71L70 202H69V198H68V201L65 200V201H66V203H65L66 206L69 207L67 210H69V213L72 212L71 215H73V213H74L75 211H76V212H75L74 214H76V213L78 212V211L76 210V209L78 208V206L80 205V204H78V203H82V202H78L79 200L75 199V200H77V206H76V204H75V205L72 204L73 201H75V200H73ZM119 199H116L117 202H115V201H114V202H115V203H118V200H119ZM122 199H121V200H122ZM248 200H249V199H248ZM65 201H64V202H65ZM95 201H96V200H95ZM99 201H98V202H99ZM119 202H120V201H119ZM121 202L123 203V200H122ZM108 203H109V205H108ZM122 203H121V204H122ZM67 204H68L69 206H68ZM118 204H120V203H118ZM118 204H117V205H118ZM72 205H74V207L76 206V208H73ZM82 205H83V203H82ZM123 205H124V204H123ZM70 206H71V208H70ZM83 206H84V205H83ZM83 206H82V208H81V207L78 208L80 213H77V214L81 216V217H80L81 219H84L85 217L90 218L89 215H87L86 212H85L86 214L84 213L86 216H83V213L81 212V211H82L81 209H85V208H83ZM244 207H246V206H244ZM247 207H249V206H247ZM247 207H246V208H247ZM111 208L113 209V208H114V205H113ZM119 208H121L120 205H119ZM74 209H75V210H74ZM121 209H122V208H121ZM121 209H119V210H121ZM247 209H248V208H247ZM80 210H81V211H80ZM85 211H86V210H85ZM83 212H84V211H83ZM119 212H120V211H119ZM81 213H82V214H81ZM18 215H19V214H18ZM78 215H77V216H78ZM73 216H74V215H73ZM77 216H75V217H77ZM251 216H254V215H251ZM78 217H79V216H78ZM240 217H243V216L241 215ZM246 217H248L249 219L246 218ZM254 217H255L254 220H256V222L253 220ZM254 217L251 218V222H252V220H253L252 223H254L255 226H257V225L260 226V225H261V222H260V223L257 222L260 218H258L257 216H254ZM244 218H246V219H243V218L240 219V218H239V219L237 220V221H238L237 225L239 224V227H238V228H242V229H243V227H244L246 230H243L242 232H240V230H242V229L238 230V229L235 227V229H237V230L240 232V234H239L238 231L236 232V230H232L233 232H231V230H229V231H230V236H229V235H228V236H229V238H230V237L232 238V237L234 236L232 239H234V238L236 239V242H235L236 244L239 243L238 241H242V242L245 241L244 243H246V244H247V242H249V241H248V240H249L248 238H250V233H249L250 231H248L249 229H247L246 227L249 228V226H250V222L248 221V220H250V216L246 215ZM18 219H19V216H18V218L16 219V221L13 222V223H14V224H15L16 222L18 223L17 226H16L18 229L21 228L22 226H23L22 229H25L24 225H22V224H24L23 221H22V224H21V223H20L21 220L18 221ZM247 219H248V220H247ZM239 220H242L243 223H244V221H248V222H246L247 224L244 223V226H243V225H242V224H243L242 221H239ZM259 221H260V220H259ZM258 223H259V224H258ZM19 224H20V225H19ZM262 224H264V223L262 222ZM15 225H16V224H15ZM15 225H14V226H15ZM18 225L21 226V227H18ZM26 225H27V224H26ZM26 225H25V226H26ZM235 225H236V224H235ZM237 225H236V226H237ZM245 225H246V226H245ZM100 226H102V225H100ZM259 226H257V227H258V228H261L262 225H261L260 227H259ZM263 226H264V225H263ZM263 226H262V227H263ZM16 227H13V228H16ZM27 228H28V225H27ZM101 228H102V227H101ZM104 228H105V227L103 226V229H104ZM18 229H17V230H18ZM107 229H108V228H107ZM107 229H104L105 231L102 232V233H104L103 236H104L105 234H106V236H108L107 233H109V231H110V233H111V230H109V229H108L109 231L106 232ZM231 229H232V228H231ZM19 230H21V229H19ZM260 230H261V229H260ZM229 231H228V232H229ZM234 231H235L236 233H235ZM245 231H246V232H245ZM263 231H264V230H263V228H262V232H263ZM228 232H227V233H228ZM243 232H244V233H243ZM247 232H248V233H247ZM110 233H109V234H110ZM231 233H232V234L234 233V235H231ZM242 233H243V234H242ZM235 234H238V236H237L238 238L236 237ZM245 234H246V235H245ZM248 234H249V235H248ZM173 235H174V234H173ZM174 236H175V235H174ZM226 236H227V235H226ZM228 236H227V237H228ZM244 236H245V237H244ZM247 236H248V238H246ZM243 237H244V238H243ZM231 238H230V241H232ZM239 238H242V239H239ZM235 239H234V241H235ZM237 239H238V241H237ZM247 239H248V240H247ZM250 239H251V238H250ZM251 240H252V239H251ZM222 241H223V240H219V241H217V242H219L220 244L216 242V243H217V244H215L216 247H215V246H213V248L211 247V250H210L209 248H207V247H205V249H204V246H203V247H202V246H198L199 248L196 247L197 249H190V250H187V251H188V252L191 251L190 253H192V252L194 251V252H193L194 254H192V255H193L192 260H193L194 264H195L196 262H198V263H196V264H201V263H202V264H205V263L207 262V261H205L206 259H209V258L211 259V255L213 254L212 252H214L215 254H218V251H220V250H218V249H221V247H223L224 249H223V250L221 249V251H220L221 253L219 252L220 255H227V257H230L231 255L234 256V252H232V251L229 252V254L227 253L228 251H230V250L227 249V248H229V247L225 248L226 246L223 245V244H224V241H223V243H222ZM97 242H98V243H96V244L98 245V247H100V248H101V247H102V248H107V247H104V245H102L101 243H99L100 241L97 240ZM242 242H240V243H242ZM251 242H252V241H250V243H251ZM240 243H239V244H240ZM250 243H249V245L247 244L248 247H251V246H253V247L250 248L251 250L249 249V251H251V252H249V254L252 255L251 258H253V256L255 255L254 253H256L257 256L255 255L254 258L257 259L258 262H257L255 259H251V263H249V264H253L252 262H253L254 260L256 261V262L254 261V264H255V263H256V264H258V263H259V264H264V261H263V260H264V258H263V257H264V256H263V255H264V251L260 250L261 247L258 246L257 244H255L254 242L251 243V244L254 243V245H251ZM99 244H100V245H99ZM218 244H219V246H218ZM221 244H222L223 246H221ZM242 244H243V243H242ZM243 245H244V244H243ZM247 245H244V246H247ZM250 245H251V246H250ZM255 245H256V246H255ZM217 246H218V247L221 246V247L218 248ZM200 247L203 249V251L201 250ZM216 248H218V249H216ZM6 249H7V248H6ZM8 249H9V248H8ZM107 249H108V248H107ZM199 249H200V250H199ZM206 249L208 250V251H207L208 253H206V251H205ZM212 249H214V250L212 251ZM215 249H216V251H215ZM253 249H254V250H253ZM255 249H256V250H255ZM10 250H11V248H10ZM10 250H9V251H10ZM101 250H102V249H101ZM105 250H106V249H103L102 252L105 253V252H104ZM192 250H193V251H192ZM224 250H226V251L224 252ZM148 251H149V250H148ZM196 251H197V252H196ZM204 251H205V252H204ZM256 251H257V252L260 251L259 253H260V255L262 254L263 257L259 258L260 255H259V253H257ZM106 252H107V251H106ZM210 252H211V253H210ZM262 252H263V253H262ZM117 253H118V252H117ZM197 253H198V254H197ZM201 253L205 254L206 256L202 255ZM209 253H210L211 255H207V254H209ZM223 253H224V254H223ZM225 253H227V254H225ZM106 254L108 255L109 253L107 252V253H105V255H106ZM119 254H120V256H122L121 253H119ZM215 254H213L214 257L217 256V255H215ZM213 255H212V257H213ZM228 255H229V256H228ZM201 256H202V257L204 256V257H205V260H204V258H202ZM208 256H210V257H208ZM198 257H199V259H201V258H202V259H201V260L198 259V261H196V258H198ZM200 257H201V258H200ZM230 258H231V257H230ZM258 258H259V259H258ZM260 259H261V260H260ZM262 259H263V260H262ZM202 260H203V261H202ZM231 260H232V259H231ZM237 260H238V262L240 261V259H237ZM237 260L234 261V259H233L232 261H234V264H237ZM252 260H253V261H252ZM204 261H205V262H204ZM261 261H263V263H262ZM230 263L233 264L232 262H230ZM238 264H243V263H240V262H239ZM244 264H245V263H244Z\"/></svg>",
    "mask_w": 264,
    "mask_h": 264
}]
</instances>
